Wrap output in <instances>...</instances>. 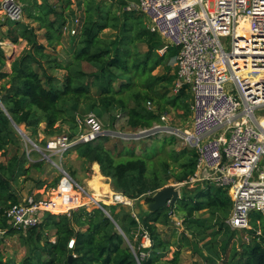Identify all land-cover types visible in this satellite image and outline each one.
Here are the masks:
<instances>
[{"label": "trees", "instance_id": "trees-1", "mask_svg": "<svg viewBox=\"0 0 264 264\" xmlns=\"http://www.w3.org/2000/svg\"><path fill=\"white\" fill-rule=\"evenodd\" d=\"M56 1L60 3L59 9L47 0H29L23 6V15L34 25L5 19L8 30L0 36V42L9 39L17 43L19 38L25 42L21 52L10 61L9 71L2 70L9 58L0 44V103L3 105L0 107V155L5 156L10 148L14 149L5 163L0 162V228L6 230V235L16 231L4 215L7 207L20 201L12 188L16 173L21 169L27 175L31 169L39 170L43 165L41 160L30 161L21 151L22 137L14 124L22 127L29 139L36 138L38 133L59 134L61 125L67 124L72 138L80 130L76 132L77 118L68 111L67 104L74 109L86 105L90 110L102 112L117 109L123 123L121 130L115 131L125 133L150 128L161 114L167 113L169 106L186 109L189 114L187 88H181L176 94L171 92L176 70L171 72L164 66L162 74L153 73L177 53V48L159 55L161 39L147 28L141 14L123 9L127 2L118 0L122 10L115 11L106 0H77L80 7L77 32L66 39L65 10L71 1L65 4L62 0ZM57 46L61 47L60 51ZM140 46L146 49L142 51ZM84 63L93 70L86 71ZM147 102L153 109L146 108ZM158 134L142 137L151 144L139 143L137 151L134 150L137 140L129 139L131 145L118 147L115 142L109 146V135L78 143L72 149L83 146L82 155L98 164L100 173L111 180L114 191L132 200L143 197L149 202L152 198L146 194L162 188L169 180L189 181L196 163L195 151L175 150L173 135L160 137L158 148L155 145ZM96 140L101 143L92 145ZM35 143L39 144L37 140ZM25 164L28 165L24 168ZM98 177L92 183L102 184ZM60 178L61 175L53 178L52 189ZM38 184L42 185L43 181ZM231 206L227 190L210 185L193 194L183 193L173 203L145 213L141 209L131 213L124 206L114 205H103L109 215L98 207H78L58 215L43 213L37 225L19 234L27 254L15 261L0 252V264H180V249L172 257H159L162 248L175 244L178 248L180 243L171 242L158 225L168 226L174 213L186 229L193 228L194 236L204 239L206 229L211 226L196 215L201 210L208 211L214 225L224 230L219 249L213 254L215 259L221 264H264V216L260 211L251 213L250 228L243 229L248 239L240 238L236 243L233 240L236 231L224 222ZM254 217L261 219L258 226L252 221ZM139 227L147 234L150 245L137 249L132 236ZM50 232L54 240H49ZM216 233L211 232L212 240ZM72 238L74 246L68 248ZM212 247L211 244L209 248Z\"/></svg>", "mask_w": 264, "mask_h": 264}, {"label": "built area", "instance_id": "built-area-1", "mask_svg": "<svg viewBox=\"0 0 264 264\" xmlns=\"http://www.w3.org/2000/svg\"><path fill=\"white\" fill-rule=\"evenodd\" d=\"M128 10H137L147 18V28L162 41L159 55L177 48L171 92L189 89L191 126L174 128L163 113L150 128L127 133L109 131L123 140L154 133L182 137L196 153L194 173L184 182L226 189L232 202L226 224L233 230L250 228L252 212L260 211L264 216V169H259L264 161V115H256L264 112V0H138ZM0 14L4 19L19 21L23 8L18 0H0ZM74 20L78 23L77 17ZM146 108L151 110L153 106L147 102ZM80 123L79 133L72 138L60 135L46 141L42 154L57 168L53 156L78 143L112 135L105 134L93 113ZM60 171L53 196L31 194L4 210L11 227L25 230L37 225L43 213L56 215L64 208L67 212L75 206L87 208L88 203L103 208L84 186ZM106 195L112 205H131L132 199L119 192ZM74 196L87 200L71 206ZM5 233L0 228V240ZM144 239L150 243L146 233ZM73 246L72 238L68 248Z\"/></svg>", "mask_w": 264, "mask_h": 264}, {"label": "rangeland", "instance_id": "rangeland-1", "mask_svg": "<svg viewBox=\"0 0 264 264\" xmlns=\"http://www.w3.org/2000/svg\"><path fill=\"white\" fill-rule=\"evenodd\" d=\"M19 3L23 6L26 5V3L29 2V0H18ZM42 0H37V2H41ZM50 2L55 8H60V3L57 2L56 0H47ZM71 5L68 9L65 10V14L68 15L67 22L65 26H63V34L65 35L66 39H69L72 37V35L76 34L77 30V24H79V12H80V7L77 5V0H70ZM108 4L111 5V8L113 10H122L120 5L118 4V0H106ZM124 2H127L123 9L128 10V6L130 5H135L138 3V0H122ZM62 3L65 4L67 0H62ZM112 2V3H110ZM136 14H140L139 11L136 10ZM77 16L78 18V23L75 22L74 18ZM143 17L145 23H147V18L141 14ZM5 17L0 14V36L3 34H6L8 30V23L4 19ZM22 21L25 23H29L34 25L29 19L25 17V14L21 18ZM20 20V21H21ZM12 28V27H11ZM14 29V28H12ZM75 29V33H72V30ZM8 43V44H7ZM5 54L8 56L9 60H7L6 65L3 67L2 70L4 71H9L10 67V61L16 57L22 50V48L25 46V42L21 40L20 38L18 39L17 43H13L9 39H5L4 41L0 42ZM140 50H145V46H140ZM57 50L60 51L61 47L57 46ZM175 55L171 58H167L164 62V65L159 66L154 70L153 73L155 74H162L164 71L163 67L167 66L171 69V72H175L176 66H175ZM83 68L86 71H91L93 70L92 67H90L88 64L84 63ZM56 74L61 75L62 72H56ZM187 92L189 93V89H186ZM173 92V91H172ZM189 104V100H188ZM0 107L3 108V105L0 103ZM67 109L70 113L74 114L77 118V123L78 126L81 124L82 120L87 114L93 113L95 114L98 119L101 121L103 129L105 131V134L110 132L111 130H121L120 127L123 123V117L120 114L119 110H114V109H109V111L102 112L98 109H93L90 110L86 105H80L77 108H73L70 104H67ZM189 109V108H188ZM167 115L169 119L167 120V123L173 126L174 128H178L179 130H183L186 128H190L191 126V113L189 111V114H187L186 109H180V108H173V107H168L167 108ZM257 116L263 117L264 112H257ZM76 132L80 130V127L78 128ZM43 127V126H42ZM41 127V128H42ZM22 130V127H20ZM61 133L52 135V136H47L42 133H38L36 138L31 139V141L35 143V140L39 144H36V146L32 145L30 141L24 136L21 135V151L25 152V155L30 161L34 160H41L43 161V165L41 168L38 169H31L30 172L27 175H24L21 171V169L16 173V181H12V188L13 192L19 197V199L28 196V195H37L38 197H51L54 195V193L57 191V186L56 188H51L52 180L54 177L61 175L60 168L64 171H66L69 175L72 176V178L79 183L80 185L84 186L86 191L89 193V195L93 196V198L96 200L98 197V200L100 201V204L103 205H112L109 203L108 197L106 194H108L110 191H114L111 180L108 177L103 176L100 178L99 182L102 184L98 185L97 183H92L94 179V172L93 170H96L95 163L89 161L87 158H85L82 154L85 151V148L83 146L72 149L69 148L67 151H65L63 154H60L58 156H53V160L59 166V168L56 167L49 159L44 158L43 154L45 151V145H44V140L52 139L56 136L60 135H68L69 133L72 132V130L69 129V126L67 124H62L61 125ZM110 130V131H109ZM24 133V131L22 130ZM112 135L110 136V142L109 146L112 143H117V146L121 145H127L130 143L128 140H122L121 138H117L116 136H113L114 133L110 132ZM127 133V132H126ZM26 134V133H24ZM27 135V134H26ZM170 136V134H163L159 133L158 134V139L155 141V145L160 148L161 146V139L160 137L163 136ZM113 136V137H112ZM119 137V136H118ZM140 139V140H139ZM135 139L137 140L135 145H134V150L137 151L139 148V143H145L149 142L151 144V141L147 138H139ZM175 150L176 151H181L183 149L185 150H193L191 149L185 142V140L182 137H175ZM101 143V140H96L93 144ZM131 145V143L129 144ZM14 153V149L10 148L7 151V154L5 156L0 155V162L6 161V159L11 156ZM45 159V161H44ZM28 164L24 165V168L27 167ZM259 169H264V161L262 160L259 163ZM98 174V173H97ZM96 179V178H95ZM91 180V181H90ZM40 181H43V184H38ZM87 184V185H86ZM88 184L92 188H88ZM178 182H173L172 180H169L166 186L173 185L174 188H176L179 192V197L182 196L183 193L187 194H193L197 190H199L202 187L208 188L209 183L206 185L201 184L200 182H184L183 184H178ZM58 185V184H57ZM176 185V186H175ZM162 187V188H163ZM161 189V188H160ZM153 190L149 191L146 196H151L153 197L154 194L158 191ZM87 200V198L84 199V201ZM83 201V200H82ZM116 206V205H114ZM95 207L94 205L88 203V209ZM78 208L77 206L71 208ZM104 208V207H103ZM150 208V201L147 202L143 197H141L139 200H132L131 205L125 207V209L129 210L131 213H137L140 211L142 213H145L149 210ZM151 209V208H150ZM61 213H68L67 211L64 210V212ZM253 213V212H252ZM58 215V214H56ZM197 216L204 218V222L206 225L211 226L210 228L206 229L205 231V236L204 239L200 238L199 236H194L192 234L193 228L186 229L185 225L182 223V219L178 218L177 215L174 213H171L170 218H169V223L168 226H161L158 225L159 228L164 230V234L166 237H169L171 242H179L180 247L177 248V244H175L173 247H167V248H162V250L159 253V257L162 259L172 257L174 252L178 249H180V254H179V261L180 264H221V261L217 260L214 258L213 254H215V251L219 249V243L221 242V238L223 236V229H220L218 225H214V222L209 218L208 211L206 210H201L197 212ZM252 216H250L251 218ZM227 219V218H226ZM252 221L256 226H258L261 222V219L258 217L252 218ZM226 223V220H224ZM231 230V228H230ZM25 230L23 229H16L15 233L12 235H6L1 238L0 240V252L3 254L4 257L12 258L15 261H19L22 257H24L27 254V247L22 244V242L19 240V234L20 232H24ZM216 231V237L215 239L211 235V232ZM235 235L234 239L236 240V243H238L239 239H248V235L246 230L243 229H234ZM142 229L139 227L137 230L133 233L132 240L134 242V245L136 246L137 249L142 248V247H148L150 243L144 239L145 233L142 232ZM211 235V236H210ZM45 236V235H44ZM49 240H54V237L52 236V232L49 233ZM186 238V239H185ZM40 244H43V239L39 242ZM212 246V249L209 247ZM142 256L144 255V252H141ZM155 255V253H154Z\"/></svg>", "mask_w": 264, "mask_h": 264}, {"label": "water", "instance_id": "water-1", "mask_svg": "<svg viewBox=\"0 0 264 264\" xmlns=\"http://www.w3.org/2000/svg\"><path fill=\"white\" fill-rule=\"evenodd\" d=\"M14 126L16 127L17 131L24 137H26L28 139V141H30L32 143V145L36 146V144H34L31 139H29L26 134H24L22 132V130L16 125L14 124ZM140 138V136H139ZM152 200L150 201V211H155L160 207H163L167 204L173 203L177 198H179V192L176 188H174L173 185L170 186H166L163 187L161 189H159L153 197H151ZM74 200V199H73ZM102 210L109 215L108 211L105 208H102ZM71 260V255L69 256V261Z\"/></svg>", "mask_w": 264, "mask_h": 264}, {"label": "crops", "instance_id": "crops-1", "mask_svg": "<svg viewBox=\"0 0 264 264\" xmlns=\"http://www.w3.org/2000/svg\"><path fill=\"white\" fill-rule=\"evenodd\" d=\"M123 133H125V132H123ZM95 167H96V170H93V169H92V171L94 172V175H93V176L95 177V176L99 175L100 178H101L102 175H101V173H100V170H99V166H98V164L95 163ZM97 173H98V174H97ZM98 180H100V179H98ZM90 181H91V180H90ZM86 185H87V184H86ZM88 188H91L89 184H88ZM91 189H92V188H91ZM95 197H96V196H95ZM97 199H98V198H97Z\"/></svg>", "mask_w": 264, "mask_h": 264}, {"label": "bare ground", "instance_id": "bare-ground-1", "mask_svg": "<svg viewBox=\"0 0 264 264\" xmlns=\"http://www.w3.org/2000/svg\"><path fill=\"white\" fill-rule=\"evenodd\" d=\"M8 44V43H7ZM96 198H98L97 196H96ZM85 199V198H84ZM84 199H79V197H76V196H74V200H72L70 203H71V206H75V205H77L78 203H81L82 202V200L84 201Z\"/></svg>", "mask_w": 264, "mask_h": 264}]
</instances>
